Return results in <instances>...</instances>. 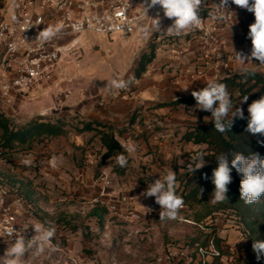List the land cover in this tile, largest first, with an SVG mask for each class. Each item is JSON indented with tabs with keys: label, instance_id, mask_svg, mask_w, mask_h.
I'll return each mask as SVG.
<instances>
[{
	"label": "rangeland",
	"instance_id": "rangeland-1",
	"mask_svg": "<svg viewBox=\"0 0 264 264\" xmlns=\"http://www.w3.org/2000/svg\"><path fill=\"white\" fill-rule=\"evenodd\" d=\"M145 47L146 41L137 36L85 35L61 56L52 81L32 85L24 98H0V111L16 126L37 116L61 118L71 125L81 120L106 122V116L117 115L120 108L130 105L127 116L121 115L116 123L106 122L124 128L117 137L121 145L129 140L135 142L136 152L129 156L124 174L117 173L121 167L116 159L101 160L103 149L97 137L71 131L64 138H51L30 150L13 152L7 160L0 159V179L14 176L29 182L36 197L33 215L47 226L52 222L56 233L66 235L72 253L96 256L105 264H151L162 255L168 242L182 244L199 230L211 231L212 227L241 252L244 235L240 219L232 210L215 212L197 226L192 220L194 211L184 206L177 219L162 221L155 198L142 195L150 183L163 179L169 170L183 172L189 167L195 151L204 146L187 145L181 135L190 126L211 121V113L197 109L196 104L183 105L179 110L177 106L161 107L157 112L163 113H155L154 106L164 100L146 105L141 95L125 99L115 89L106 87L112 77L127 80L133 75L141 54L148 50L146 47L143 51ZM135 81L132 84L136 90ZM242 99L234 102L233 110L241 107L243 113H248V105L254 100ZM52 157L57 159L55 168L50 164ZM24 160L33 163L25 165ZM151 203L156 207L155 213L149 212ZM210 203L213 204L212 198ZM96 204L107 208L101 227L87 215ZM104 233L107 237H102ZM4 253L0 251V257ZM54 256L50 253L37 258ZM25 258L37 263L36 258Z\"/></svg>",
	"mask_w": 264,
	"mask_h": 264
},
{
	"label": "built area",
	"instance_id": "built-area-1",
	"mask_svg": "<svg viewBox=\"0 0 264 264\" xmlns=\"http://www.w3.org/2000/svg\"><path fill=\"white\" fill-rule=\"evenodd\" d=\"M127 0H0V98L4 101L24 98L29 93L32 85H43L54 79L61 56L71 46L77 44L85 35H100L106 38L119 36L129 38L137 36L146 41V47L152 44L155 53L166 50L171 59L178 60L185 51L184 43L187 41H199L208 47V53L220 57L224 68H229L230 61L235 56V51L247 53L251 50V40L247 33L238 26L240 16L237 6L229 4V19L223 23H216L208 19V11L212 4L219 0H205L202 5L201 16L204 19L200 29L186 36L170 37L153 33L145 38L133 25L131 30L123 32L111 30L113 22L118 23L121 16L132 19L141 14L138 6L143 0H130L131 7L126 8ZM158 6L150 9L149 17L155 18ZM162 29L172 24V20L163 17L160 11ZM146 25L151 24L147 17L143 20ZM56 26L60 28L58 35L51 41L39 44L35 38L45 28ZM103 27L106 31L97 32V27ZM234 31L235 41H225L222 33ZM24 37H27L25 40ZM74 41H76L74 43ZM209 45V46H208ZM220 47H228L227 51L219 50ZM200 69V67H199ZM195 69L187 72L190 79L196 78L202 71ZM116 92L127 99L138 98L139 91L133 84L127 90ZM102 183L107 185L105 177H100ZM149 212L155 213L156 207L149 204ZM37 223L47 225L36 218L32 213V205L25 198L15 192L0 186V251L5 252L12 237L6 235L9 228H14L17 234L23 232L27 239L35 235L33 226ZM218 246L214 236H208L205 244L195 243L191 246L187 241L182 244L168 242L162 252L151 264H230L235 257L244 255L238 252L233 244L221 237ZM107 237V234H102ZM241 239V237H240ZM243 237L242 246L245 243ZM52 243L56 250L45 249L43 253L34 255L26 254L37 259L35 264H105L96 256H84L72 253L66 235L56 233ZM54 253V257L38 259L42 254ZM217 259V262L214 260ZM27 264L30 263L26 258ZM107 264H117L114 262Z\"/></svg>",
	"mask_w": 264,
	"mask_h": 264
},
{
	"label": "clouds",
	"instance_id": "clouds-1",
	"mask_svg": "<svg viewBox=\"0 0 264 264\" xmlns=\"http://www.w3.org/2000/svg\"><path fill=\"white\" fill-rule=\"evenodd\" d=\"M205 0H143L138 6L141 8V14L127 19L120 17L119 22H113L111 30L115 32H123L125 29L131 30L133 25L136 30L145 38L153 33H160V36L182 37L191 32L201 28L203 18L201 16L202 5ZM234 4L241 9H244L254 14V22L249 25L247 37L251 40L250 55L244 52H235L234 59L241 66H247L255 59L259 64L257 67L264 66V0H219V3L212 4V8L208 11V19L216 23H223L229 19V4ZM159 10L155 18L148 15L150 9L156 8ZM126 8L131 7L130 0H127ZM160 11L163 12V17L172 20V24L166 29H162V22ZM145 17L151 20L150 25L143 23ZM107 29L97 27L95 31L102 32ZM60 32V28L51 26L43 29L38 33L35 40L43 45L51 41ZM27 40V37H24ZM247 61V63H246ZM245 77L255 76L256 69L248 70L245 68ZM134 77H129L127 80L121 77H112L107 80L106 87L109 89L127 90L134 82ZM192 97L196 101V108L202 111L211 113V121L214 124V129L220 133L229 132L233 124V118H244L243 109L236 107L233 110L234 103L231 95L227 90V86L223 83L208 82L207 86L199 91H193ZM248 95L244 96L242 101L246 102ZM249 119L246 131L253 135H264V95L259 99L254 100L248 105L247 109ZM205 122H208L206 116ZM264 144V141H258ZM121 147L125 149L124 153H119L116 156V163L121 168L128 166L129 156L136 152L135 142L129 140ZM205 153L199 152L193 157L197 161L194 171L204 167ZM232 159L229 162L228 157ZM218 166L213 170L212 183L214 191L212 193V202H224L228 200L227 192L228 186L232 183V170L235 169L241 175L239 191L240 199L246 204H253L264 196V158L258 153L245 156L241 152L231 154L221 153L216 156ZM25 165H31L32 160L22 161ZM50 164L53 168L57 166L56 157H52ZM177 180L175 173L171 170L163 177V179H156L150 183L147 189L142 193L145 197H154L156 204L160 206L159 219L160 220H174L177 219L179 211L184 207V199L177 195ZM201 191H203L201 189ZM35 235L27 239L23 232L17 234L14 228H9L6 235L12 237L11 242L2 257H0V264H27L25 260L26 254L32 252L34 255H39L44 250H56V245L52 243L56 234L55 226L52 222H48L46 227L42 223H37L33 226ZM245 240V239H244ZM243 241V240H240ZM237 241L236 243L240 242ZM252 250L256 254V259L259 261L264 256V240H255L252 244Z\"/></svg>",
	"mask_w": 264,
	"mask_h": 264
},
{
	"label": "trees",
	"instance_id": "trees-1",
	"mask_svg": "<svg viewBox=\"0 0 264 264\" xmlns=\"http://www.w3.org/2000/svg\"><path fill=\"white\" fill-rule=\"evenodd\" d=\"M154 57L155 47L149 44L148 50L141 54L131 77H134L135 80L139 79L145 73L147 66L153 61ZM244 72L245 70L232 73L216 81L227 86L233 103L246 95L252 100H257L261 95H264V75L256 71L255 76L245 77ZM191 104H196V101L190 94L159 102L154 108ZM41 117H34V119L23 126H16L0 111V159L7 160L13 152L29 150L35 144L51 138H64L71 131L75 135L90 134L91 138L97 137L100 147L103 149L102 161L116 159L119 153L128 155L117 139L124 132V128H115L112 124L99 120H81L77 125H71L61 118L50 120ZM248 119L249 113H244L243 119L233 118L232 127L226 133L216 131L212 121L188 127L181 135V139L186 143L204 146V148H198L195 153L197 155L199 152H206L204 157L205 164L201 169L194 171L197 161L193 160L183 172H178L177 169L174 171L178 183L176 192L183 197L184 206L194 211L192 220L195 225L203 224L207 217L225 209L232 210L239 217L241 231L245 238L242 248L244 255H239L230 264H264V256L258 261L256 254L252 250L253 241L264 240V196L253 204H246L241 200L239 191L241 175L233 169L231 173L233 180L228 186L229 190L226 194L228 200L210 203L214 191L212 173L218 166L216 156L221 153L241 152L245 156L258 153L264 158V144L258 143V141H264V135H253L246 131ZM129 123H133V118H131ZM228 159L230 162L232 157L229 156ZM129 161L130 158L128 159V166ZM127 167L120 168L117 173L124 174ZM0 186L22 195L31 205L36 203L35 192L29 182H23L14 176H7L6 180L0 179ZM106 214L107 208L100 204L92 206L87 213L89 217L94 218L100 224L99 227H101L103 217ZM38 219L42 221L41 218ZM205 227L208 228V226ZM210 235L214 236L215 244L218 246L220 238L216 235L215 227H212L211 231L206 232L199 230L196 236L190 237L186 241L191 246L195 243L205 244ZM251 257L254 259L252 260ZM214 262H217V259Z\"/></svg>",
	"mask_w": 264,
	"mask_h": 264
},
{
	"label": "crops",
	"instance_id": "crops-1",
	"mask_svg": "<svg viewBox=\"0 0 264 264\" xmlns=\"http://www.w3.org/2000/svg\"><path fill=\"white\" fill-rule=\"evenodd\" d=\"M237 10L240 16L238 26L248 33L249 25L255 19L254 14L238 6ZM221 35L225 36L227 44L235 41L234 31H228ZM178 38L181 39L180 37ZM184 46L185 51L178 60L171 59V56L164 49L156 51L153 61L147 66L143 76L135 81L136 91L140 92L142 99L146 101V105H152L161 100H170L180 95L191 94L193 91H199L206 87L208 82H216L222 77L241 72L245 68L248 70L256 69L257 72L264 75V66L257 67L255 64L258 65L259 61L255 59L247 66H241L233 58L230 61L229 68L226 69L222 66L219 56L208 53L207 45L205 48L204 44L194 40L187 41ZM146 49L145 47L143 51H146ZM219 50L227 51L228 47H220ZM250 52L251 50L245 54L250 55ZM195 69H199L202 72L196 78L190 79L187 72ZM180 107H183V105H178L177 109L179 110ZM161 109H154V112L163 113L157 112ZM129 111L130 105L126 106V108H120L119 114L112 113L106 116L104 121L116 123L121 115L127 116ZM113 125L116 126L115 124ZM189 144L191 145V143H187V145Z\"/></svg>",
	"mask_w": 264,
	"mask_h": 264
},
{
	"label": "bare ground",
	"instance_id": "bare-ground-1",
	"mask_svg": "<svg viewBox=\"0 0 264 264\" xmlns=\"http://www.w3.org/2000/svg\"><path fill=\"white\" fill-rule=\"evenodd\" d=\"M76 41H74V43H75Z\"/></svg>",
	"mask_w": 264,
	"mask_h": 264
}]
</instances>
